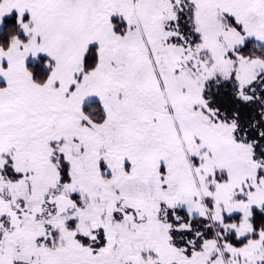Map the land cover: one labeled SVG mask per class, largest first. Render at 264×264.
Returning <instances> with one entry per match:
<instances>
[{
	"label": "snow or ice",
	"instance_id": "snow-or-ice-1",
	"mask_svg": "<svg viewBox=\"0 0 264 264\" xmlns=\"http://www.w3.org/2000/svg\"><path fill=\"white\" fill-rule=\"evenodd\" d=\"M0 264H264V0H0Z\"/></svg>",
	"mask_w": 264,
	"mask_h": 264
}]
</instances>
